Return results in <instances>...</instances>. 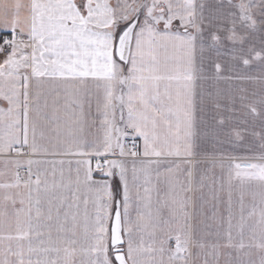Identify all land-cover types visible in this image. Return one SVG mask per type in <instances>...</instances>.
I'll list each match as a JSON object with an SVG mask.
<instances>
[{
	"label": "snow or ice",
	"instance_id": "obj_1",
	"mask_svg": "<svg viewBox=\"0 0 264 264\" xmlns=\"http://www.w3.org/2000/svg\"><path fill=\"white\" fill-rule=\"evenodd\" d=\"M256 62L264 0H0V264H264Z\"/></svg>",
	"mask_w": 264,
	"mask_h": 264
},
{
	"label": "crops",
	"instance_id": "obj_2",
	"mask_svg": "<svg viewBox=\"0 0 264 264\" xmlns=\"http://www.w3.org/2000/svg\"><path fill=\"white\" fill-rule=\"evenodd\" d=\"M115 3V0H112ZM5 36H9L8 32H4ZM237 71L246 76L252 77H262L264 76V72H261L258 62L254 63L252 66L248 68L239 67ZM207 75V73L205 74ZM224 76L233 75L232 72L223 73ZM219 91L221 96L223 97L222 102L226 105L230 104L232 100L235 101V107L237 109V114L234 117L233 124L237 127H244L242 124H236L237 120H248V126L251 127L253 124L255 125V130L259 131V118L253 117L248 113L245 105L253 102L259 101L261 96H264V80L261 79H221V80H213V79H198L196 81V93L197 99L199 100V96L204 91ZM228 114V113H226ZM199 115V113H198ZM94 132L95 129H92ZM229 131L228 127H225L224 132L227 133ZM222 140H225V136H221ZM129 147L131 146V139L126 141ZM136 143L140 145L142 149L143 141L142 138H137ZM259 150V142L255 138L250 135L246 136V143L243 147L233 148L228 143L223 145V151L225 154L231 153L237 156H245L250 155L252 151ZM48 159H72L71 157H47ZM197 160L200 161V169L199 172L203 173L207 171L211 165V161L205 160L203 157H197ZM217 162H219V158H217ZM94 163V162H93ZM224 163L227 164L228 160L225 158ZM2 167V165H0ZM67 169L68 165L64 166ZM75 166L73 165V168ZM163 170V169H162ZM217 177L220 175L219 167H216L213 170ZM182 178V177H181ZM199 178V177H198Z\"/></svg>",
	"mask_w": 264,
	"mask_h": 264
},
{
	"label": "rangeland",
	"instance_id": "obj_3",
	"mask_svg": "<svg viewBox=\"0 0 264 264\" xmlns=\"http://www.w3.org/2000/svg\"><path fill=\"white\" fill-rule=\"evenodd\" d=\"M236 255V252L233 250V256H235Z\"/></svg>",
	"mask_w": 264,
	"mask_h": 264
}]
</instances>
